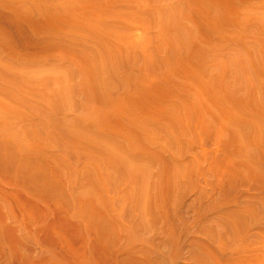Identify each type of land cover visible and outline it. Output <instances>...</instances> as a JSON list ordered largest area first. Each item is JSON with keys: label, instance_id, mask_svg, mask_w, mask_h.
I'll return each mask as SVG.
<instances>
[{"label": "bare ground", "instance_id": "1", "mask_svg": "<svg viewBox=\"0 0 264 264\" xmlns=\"http://www.w3.org/2000/svg\"><path fill=\"white\" fill-rule=\"evenodd\" d=\"M0 264H264V0H0Z\"/></svg>", "mask_w": 264, "mask_h": 264}]
</instances>
